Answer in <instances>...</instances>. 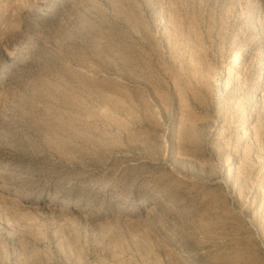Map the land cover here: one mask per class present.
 Wrapping results in <instances>:
<instances>
[{"label": "rangeland", "instance_id": "obj_1", "mask_svg": "<svg viewBox=\"0 0 264 264\" xmlns=\"http://www.w3.org/2000/svg\"><path fill=\"white\" fill-rule=\"evenodd\" d=\"M0 264H264V0H0Z\"/></svg>", "mask_w": 264, "mask_h": 264}, {"label": "bare ground", "instance_id": "obj_2", "mask_svg": "<svg viewBox=\"0 0 264 264\" xmlns=\"http://www.w3.org/2000/svg\"><path fill=\"white\" fill-rule=\"evenodd\" d=\"M243 56V54L241 53V52H238V53H236L235 55H234V58H233V60H232V63L233 64H239V62H241L242 61V59H241V57ZM233 66V65H232ZM232 66H230V70L229 71H231L232 70ZM173 172L175 173V175H176V179H181V180H184V181H194V180H192V178H190V177H188L187 175H185V174H183L182 172H180L179 171V169H174L173 170ZM10 175H14L15 174V172L14 171H11L10 173H9ZM3 198H4V201L7 203V204H9V205H15L16 203L15 202H17L19 199H18V197H17V195H6V196H3ZM172 201H168L167 203V207H171V206H173V204L171 203Z\"/></svg>", "mask_w": 264, "mask_h": 264}]
</instances>
